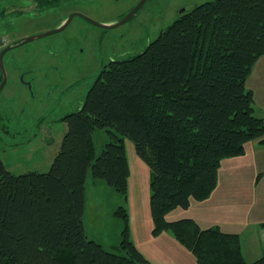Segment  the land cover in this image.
Segmentation results:
<instances>
[{"label":"trees","instance_id":"obj_1","mask_svg":"<svg viewBox=\"0 0 264 264\" xmlns=\"http://www.w3.org/2000/svg\"><path fill=\"white\" fill-rule=\"evenodd\" d=\"M262 55L264 0H207L142 52L105 66L84 104L62 118L68 129L50 170L15 174L0 159V264H155L130 238L124 207L117 250L90 238L83 221L90 172L127 195V138L151 169L157 234L172 231L198 264H264V255L246 259L238 233L166 218L213 192L224 159L264 143L246 87ZM98 129L110 138L100 154Z\"/></svg>","mask_w":264,"mask_h":264},{"label":"rangeland","instance_id":"obj_2","mask_svg":"<svg viewBox=\"0 0 264 264\" xmlns=\"http://www.w3.org/2000/svg\"><path fill=\"white\" fill-rule=\"evenodd\" d=\"M136 1L120 0L117 4L116 0H71L64 16L58 17L52 13L57 6L55 0H51V5H41L38 0H0V41L5 39L7 44L60 27L57 26L60 20H67L68 12L74 10L100 24H118ZM205 1L148 0L130 21L110 29L76 17L63 32L36 38L9 50L6 67L8 72L15 64L24 69L20 80L23 76L26 80L31 77L34 80V75L44 77L46 70L38 72L34 68L48 64H55L59 71H50L52 82L58 83L53 97L38 98L34 104L33 98L18 100L10 83L0 90V159L6 167L15 174L50 170L68 129L62 118L84 104L103 62L142 52L175 21V9L180 4L190 2L193 6ZM79 26L84 33L78 34ZM69 35L75 36L77 43L70 50L52 49L58 50L55 55L49 49L50 42ZM0 45L1 48L3 45ZM44 79L39 80L42 85ZM246 87L254 93V114L264 118V55L254 64ZM109 141L105 130L95 132L97 154ZM126 151L130 166L127 195L104 180H95L91 172L87 178L83 221L88 236L107 250H117L125 222L116 212L124 207L129 215L130 238L153 263L198 264L193 252L172 231L159 234L154 231L151 169L138 156L129 138ZM166 218H195L203 228L220 225L225 231L240 232L246 259L256 260L257 252H264V245L259 244L264 240V143L253 140L243 154L224 159L213 192L206 199H192L188 207L170 211Z\"/></svg>","mask_w":264,"mask_h":264},{"label":"flooded vegetation","instance_id":"obj_3","mask_svg":"<svg viewBox=\"0 0 264 264\" xmlns=\"http://www.w3.org/2000/svg\"><path fill=\"white\" fill-rule=\"evenodd\" d=\"M40 1V4L41 5H44V4H49L51 5V0H39ZM120 0H116V3L118 4ZM123 1H129V0H123ZM143 1V2H142ZM148 0H137L135 3H132V6L131 8L129 9V13L130 14L138 5H139V8L125 21V22H122L123 19H125V16L118 24L115 23V24H110V25H107V26H103V24H100L99 22H96L95 20L92 19L91 16L85 14V13H82V12H78V10H74L73 12L69 11L68 12V15H74L71 19H70V15L68 17V19L66 20L65 18H62L59 22V24L57 26H62V25H65L66 26L59 32H63L64 30L67 29L68 26L71 25L72 21L78 17L80 18V20L82 21H87V22H90L91 24L95 25V26H102V27H106V28H117L125 23H127L128 21H130L133 17H135L138 12L140 10H142L144 8V5L145 3H147ZM142 3V4H140ZM55 4L57 6L54 7V11L52 12L53 14H55L56 16L58 15V17H62L64 16V14L66 13L65 9H66V6H69L72 4L71 0H63L62 2L60 0H55ZM194 6V5H193ZM191 5V3H183V4H180L176 9H175V17L176 19L179 18L181 15H183L184 13H186L189 9H191L193 7ZM175 19V20H176ZM59 28V27H57ZM56 29V28H55ZM51 30H54V29H51ZM50 31V30H49ZM77 31H78V34H81V33H84V30H82V28L79 26L77 28ZM47 32V31H46ZM58 33V32H56ZM55 34V33H54ZM53 35V34H52ZM49 36V35H48ZM29 37V36H28ZM25 38V37H24ZM23 38H18L16 40H12V41H8V43L6 44L5 42H7V40L3 39L2 40V47L0 48V53L3 49H5L10 43L13 44V42H15V46L12 47L11 49L17 47V46H20V45H24V44H18L17 43L19 41H21ZM5 43V44H4ZM77 41H76V37L75 36H72V35H69L67 36L66 38H59V39H54L50 42V44L48 45L49 46V49L52 50V49H58L59 51L61 50H70L74 45L76 44ZM149 45V44H148ZM10 49V50H11ZM58 50H52L53 52L55 51V55H57V52ZM9 51V50H8ZM8 51H6L4 54H3V60L1 62V68H0V85L2 84L4 78L6 77V82L5 84L3 85V88L1 90L4 89L5 86H7L6 84L10 83L11 85H14V90L16 92V96H18V100L21 99V98H24V99H31L33 98L34 100L32 101V104L35 103V101H37L38 98H44L48 96V99L49 98H52L53 95H54V92L55 90L54 89H57V85L58 83H53L52 80H51V73L50 71H59V69L57 68V66L55 64H48V66L46 67H37V68H34L35 71H38V72H42L43 69L46 70L45 74H44V77L41 76V75H34V80L31 78H29V80H26L25 77H21L22 80H20V76L23 75V72L24 69H19L18 67H20L19 65L15 64L14 66L11 67V71L8 72V69L6 67V64H5V58L8 54ZM53 54V55H54ZM63 54V53H62ZM115 60H118L117 58L116 59H111L109 60V62L107 63H104L103 62V65L101 67V70L105 67V66H108L111 62L115 61ZM100 70V72H101ZM26 71V70H25ZM49 71V72H48ZM34 72V71H33ZM47 75V76H46ZM100 75V73H99ZM98 75V76H99ZM46 76V77H45ZM40 78H45L44 79V85H42V83L39 81ZM59 79V78H58ZM63 80V79H62ZM6 88V87H5ZM15 96V95H14ZM28 101V100H27Z\"/></svg>","mask_w":264,"mask_h":264},{"label":"water","instance_id":"obj_4","mask_svg":"<svg viewBox=\"0 0 264 264\" xmlns=\"http://www.w3.org/2000/svg\"><path fill=\"white\" fill-rule=\"evenodd\" d=\"M143 2V1H142ZM140 4H142V3H140ZM139 8V5L130 13V14H128L126 17H125V19H123V21L122 22H125L137 9ZM74 15H70V19L73 17ZM68 23V22H67ZM66 23V24H67ZM66 24L65 25H62L61 27H59V28H56V29H54V30H50V31H47V32H45V33H41V34H37V35H33V36H29V37H25V38H23L21 41H19L18 43H17V45L18 44H24V43H27V42H29V41H31V40H34V39H36V38H40V37H43V36H47V35H51V34H54V33H56V32H59V31H61L65 26H66ZM120 24V23H119ZM103 26H107V24H103ZM15 46V44H10V45H8L5 49H3L2 51H1V53H0V61L2 62V60H3V54L6 52V51H8V50H10L12 47H14ZM5 82H6V77L4 78V80H3V82H2V84L0 85V90L3 88V85L5 84Z\"/></svg>","mask_w":264,"mask_h":264},{"label":"crops","instance_id":"obj_5","mask_svg":"<svg viewBox=\"0 0 264 264\" xmlns=\"http://www.w3.org/2000/svg\"><path fill=\"white\" fill-rule=\"evenodd\" d=\"M38 2L40 3V1L38 0ZM14 85H11V87H12V91L14 90V87H13ZM15 95V94H14ZM195 219V218H194ZM170 220V219H169ZM196 220V219H195ZM197 221V220H196ZM198 222V221H197ZM199 223V222H198ZM200 224V223H199ZM201 225V224H200ZM211 226H214V225H211ZM217 226H219L222 230H224L220 225H217ZM203 227V226H202ZM206 227H210V226H206ZM87 230V229H86ZM225 231V230H224ZM225 232H228V231H225ZM229 232H231V233H238V234H240V232H232V231H229ZM117 236H119V235H117ZM240 236H241V234H240ZM241 238V237H240ZM242 241V240H241ZM260 244V247L261 246H263L264 245V240H263V238H262V240H261V242L259 243ZM259 247V248H260ZM243 250H244V248H243ZM244 255H245V257H246V253H245V250H244ZM262 255H264V252H263V254H260V252H257V259L258 258H260Z\"/></svg>","mask_w":264,"mask_h":264},{"label":"built area","instance_id":"obj_6","mask_svg":"<svg viewBox=\"0 0 264 264\" xmlns=\"http://www.w3.org/2000/svg\"><path fill=\"white\" fill-rule=\"evenodd\" d=\"M0 44H2V41H0ZM1 46V45H0Z\"/></svg>","mask_w":264,"mask_h":264}]
</instances>
